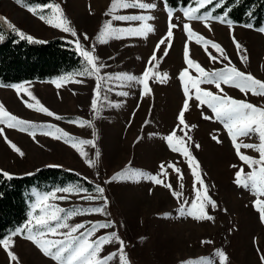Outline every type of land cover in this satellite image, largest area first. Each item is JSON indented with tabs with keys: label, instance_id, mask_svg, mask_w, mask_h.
<instances>
[{
	"label": "rangeland",
	"instance_id": "374dc122",
	"mask_svg": "<svg viewBox=\"0 0 264 264\" xmlns=\"http://www.w3.org/2000/svg\"><path fill=\"white\" fill-rule=\"evenodd\" d=\"M147 2H156L158 5L151 13L156 17L150 22L154 25L155 32L149 34L147 38L109 39L107 43H99L96 38L105 23L111 20V17L105 15L111 0H51L49 3L60 5L86 48L90 50L92 45H96L95 54L100 58V62L106 65L101 75L115 78L124 74L142 76L149 66L148 60L157 42L166 33L167 15L161 0ZM47 11L50 13V10ZM116 14L141 13L128 9ZM0 17L6 18L15 28L35 39L43 41L52 38L65 41L74 39L70 34L50 27L15 0H0ZM175 17H180L181 22L184 21L179 10L174 13V23L177 22ZM0 24L5 30L11 31L3 21H0ZM112 24L118 28L128 27V24L120 21H112ZM191 27L199 35L219 43L232 64L240 71L251 73L255 78L264 81V32L237 24L230 30L219 23H212V31H209L198 21L191 22ZM85 33L90 38L87 41L82 38ZM233 35L242 48L247 50L248 59L245 63H241L232 41ZM185 40L186 36L182 30L174 29L172 47L155 69L161 75L167 74L168 78L164 83L156 79L150 80L149 96L141 98L140 85L125 86L122 81L115 79L105 81L102 96H107L111 104L101 106L99 117L91 108L96 87L94 78L76 77L83 79L84 82L63 83L59 89L52 81L61 77L50 81L22 82L43 106L59 115L60 120L27 108L23 101L29 98L23 93L21 99L15 90L0 88V104L11 114L38 125H56L77 140H92L95 143L94 148L89 145L81 146L87 153L86 157H81L79 152L62 140L38 134L34 141L27 133L0 125V128H4L3 135H0V169L12 175H23L41 166H60L90 181L102 182L104 196L108 201L106 208L108 215L76 216L68 222L72 225L114 222L115 228L101 230L96 236L116 231L125 242V252L130 264H199L201 258L210 261L211 264H219L218 251H223L227 255V264H264L261 260V256L264 255V223H261L259 213L253 206L256 197L251 191L234 183L235 175L240 168H244L246 173L251 169L236 155L223 125L214 119L202 118V112L212 115L211 110L206 106L198 107V101L195 99L189 102V110L185 113L186 123L189 126H196L189 133L192 139L188 145L192 155L199 162L198 171L204 179L208 194L217 204L215 210L211 206L207 207L208 214L212 215L214 220L197 221L190 216H181L179 210L182 204L169 189L154 185L147 179H139V182H136L137 178L127 177L129 170L156 175L160 172L161 164L167 166L168 162L175 163L183 174V180L178 181L177 174L170 168L167 169L169 175L166 180L175 190L182 191L181 201L187 199L189 205L192 202L194 191L191 171L184 158L172 152L164 140L177 125V117L185 100L183 86L178 78L186 67L183 56ZM163 48L161 45V51L156 53L158 58L162 57ZM189 48L190 57L206 71L221 69L227 64V61L223 64L212 62L205 50L194 42L189 44ZM208 51L216 55L210 47ZM190 74L197 75L194 70ZM221 87L224 91L219 93L220 95L226 94L264 108V96H254L250 92L245 94L238 88L223 84ZM109 88L113 90L109 91ZM201 88L214 94L218 93L214 85L204 84ZM120 92L129 94L121 96L118 94ZM70 120L90 121L91 126L79 127L67 123ZM177 135L182 136L183 133L178 131ZM4 136L24 152L23 157L11 150ZM213 136H217L222 143L213 140ZM243 141L259 142L255 136L251 139L243 138ZM196 145L200 147L197 148ZM96 152L100 154L98 158ZM241 152L259 159V153L251 149H241ZM87 159L94 160L95 165L89 167ZM121 173L125 175L116 180L112 179ZM180 183L184 185L182 190L179 188ZM37 193L35 190L32 191L33 202L30 204L29 213ZM92 194L95 195L94 192ZM62 195L65 194L57 192V196ZM51 203L65 209L74 206H103V200L86 202L78 195H70L66 200H53ZM12 240L14 242L12 251L18 256L20 264H55L31 241L20 235L13 236ZM201 241L211 243L202 244ZM118 248L117 243L105 245L101 255L115 252ZM0 264H12L2 246ZM112 264H118V258Z\"/></svg>",
	"mask_w": 264,
	"mask_h": 264
},
{
	"label": "snow or ice",
	"instance_id": "6c2138e0",
	"mask_svg": "<svg viewBox=\"0 0 264 264\" xmlns=\"http://www.w3.org/2000/svg\"><path fill=\"white\" fill-rule=\"evenodd\" d=\"M15 2L21 7H25L27 11L32 15L37 16L50 27L58 29L63 33L70 34V36L74 38L68 40L67 43L73 45V50L83 61L82 69L72 74H66L60 79L52 81V83L56 84V87L59 89L63 83L84 82L83 79H76V77L94 78L96 80V87L94 89V98L91 101V108L97 117H99L102 105L107 106L111 104V101H108L107 96H102L105 81L115 79L117 81H122L125 86H131L133 84L140 85L141 98L151 94V88L149 85L150 80L156 79L160 83L166 82L168 78L167 74L161 75L156 72L155 69L159 67L160 60L168 55V50L172 47L174 29L179 28L182 30L186 36L183 49L186 67L180 72L178 78L183 86L185 100L183 102L182 110L177 117V125L173 128L170 134L164 137V140L171 151L178 153L187 163L193 177L194 197L190 205L187 199L181 201L183 195L182 191L175 190L173 185L167 182L166 178L169 175L167 169L169 168L177 174L178 181L183 180V174L180 168L172 162H168L167 166L161 164L160 172L156 175H146L137 172L136 170H129L127 177L128 179L137 178L136 182H139V179H147L154 185H161L164 188L169 189L171 194L182 204L179 210L181 216H190L197 221L214 220V217L208 214L207 207L211 206V208L215 210L217 204L208 194L204 179L198 171L200 168L199 162L192 155L188 145V142L192 139L189 133L192 128L196 126H189L186 123L185 113L189 110V102L195 99L198 101V107L206 106L211 110L212 115H206L202 112V118L204 120L214 119L223 125V128L226 130L231 140L236 155L243 164L251 169L250 172L246 173L244 168H240L235 175L234 183L239 187L251 191L256 197L253 201V206L259 213L261 223H264V199H261L264 197V108L257 107L242 100L234 99L226 94H219L224 91L221 87L223 84L229 87L238 88L245 94L250 92L254 96H264V81L255 78L251 73L246 74L245 72L240 71L232 64L231 59L219 43L199 35L191 27V22L198 21L209 31H212V23H219L227 26L230 30H233L234 21L229 17L232 8L225 7L228 0H189L187 5L182 7H174L169 4V0H161L163 9L167 15V30L157 42L153 53L148 60L149 66L146 67L140 77L124 74L122 76H116L115 78L109 75H101L102 69H104L106 65L101 63L100 58L95 54L96 45H92L90 50L85 47L76 30L71 27V21L64 15L59 4L46 3L29 6L24 3V0H15ZM157 7L158 5L156 2H147V0H111L109 8L105 12V15L111 17V20L105 23L96 38L97 41L99 43H107L109 39L147 38L149 34L155 32V27L150 22L156 19L155 15L151 13L154 12ZM221 8L224 10L217 13V10ZM128 9L138 10L141 14H116L121 10ZM47 10H50V13ZM177 10L182 13L184 18L183 22L180 21V17H175L177 22H173L174 13ZM0 21H3V23L7 25V28L15 33L19 41H26L29 44L47 43L46 41L35 39L33 36L15 28V26L4 17H0ZM112 21L124 22L128 24V27H114ZM245 26L252 27L251 25ZM258 31L264 32V28L258 29ZM82 38L84 41L90 39L86 33L83 34ZM4 39V35L0 33V43H3ZM232 41L237 49L238 55L240 56L241 63H245L248 59L247 50L242 48L234 35L232 36ZM192 42L196 45H200L212 62L223 64L224 61H227V64L221 69L206 71L199 63L195 62L190 57L189 44ZM161 45L164 46L162 50L163 55L158 58L156 53L161 51ZM209 47L214 50L216 55H213L212 52L208 51ZM193 70L197 73L196 76L190 74ZM204 84L214 85L218 90V93L214 94L211 91L201 88V85ZM3 87L15 90L18 96H21L22 93L28 96L29 99L23 101L27 108L43 113L55 120L61 119L59 115L43 106L28 90L25 84H0V88ZM108 90L112 91L113 89L109 88ZM118 94L121 96H127L129 93L120 92ZM21 99H23L22 96ZM67 123L76 124L79 127L91 126L90 121L83 120H70L67 121ZM0 125L27 133L34 141L38 134L50 136L54 140H62L64 143L69 144L79 152L81 157L87 156V153L82 150L81 146L89 145L93 148L95 147L94 141L77 140L56 125H38L20 119L11 114L2 104H0ZM178 131L183 133V135H177ZM3 133L4 128H0V135H3ZM93 134L95 135V133ZM253 136L258 139V143H245L243 141V138L251 139ZM4 139L13 152L17 153L20 157L24 156V152L15 143L11 142L7 136H4ZM212 139L217 143H222L217 136H213ZM196 147L199 148L200 146L196 145ZM241 149H251L259 153V159L242 153ZM95 155L98 158L100 154L99 152H96ZM86 163L89 167L95 165V161L92 159H87ZM233 167L236 166L233 165ZM123 175L125 174H118L112 179H119ZM0 177H3V179L7 181L13 179V175L3 169H0ZM109 182L111 181H106V183ZM183 187V183H180L179 188L182 190ZM93 191L95 195H93L88 188L76 184L58 188L50 193L35 194V201L31 205V211L27 223L23 227L16 229L8 238L0 239V246H2L3 250L7 253L10 262H12V264H20L18 256L12 251V247L14 246L12 237L20 235L24 239L31 241L45 257L50 258L55 264H112L117 258L118 264H130L125 252V242L120 238L116 231L105 233L98 237L96 236V233L101 230L115 228L116 225L114 222L105 221L91 222L90 224H69L68 221L76 216L96 214L104 216L108 215L106 212L108 201L104 196V188L97 185ZM57 192L65 195L57 196ZM70 195H78L81 200L86 202L103 200V206H74L65 209L51 203V201L57 199L66 200ZM93 237L96 238L93 239ZM113 243L119 244L118 250L102 256L101 253L104 250V246ZM201 243L209 244L211 241H201ZM217 256L219 264H227L228 257L223 251H218ZM261 260L264 261V255L261 256ZM199 264H211V262L205 261L204 258H201Z\"/></svg>",
	"mask_w": 264,
	"mask_h": 264
},
{
	"label": "trees",
	"instance_id": "16d2710c",
	"mask_svg": "<svg viewBox=\"0 0 264 264\" xmlns=\"http://www.w3.org/2000/svg\"><path fill=\"white\" fill-rule=\"evenodd\" d=\"M51 0H24L25 4H46ZM189 0H169L174 7L187 5ZM230 19L234 24L251 25L252 29L264 26V0H228ZM206 10V9H205ZM224 9H218L217 13ZM215 14V13H214ZM5 37L0 43V84H19L27 81H50L82 69L83 61L67 41L52 38L45 44L19 41L14 32L0 24ZM80 184L94 192L93 182L82 175L60 166H41L23 175H13L11 181L0 177V239L28 221L32 191L49 193L68 185Z\"/></svg>",
	"mask_w": 264,
	"mask_h": 264
},
{
	"label": "crops",
	"instance_id": "0c3cea01",
	"mask_svg": "<svg viewBox=\"0 0 264 264\" xmlns=\"http://www.w3.org/2000/svg\"><path fill=\"white\" fill-rule=\"evenodd\" d=\"M161 12V11H160ZM160 14H162V13H160ZM161 17H162V15H161Z\"/></svg>",
	"mask_w": 264,
	"mask_h": 264
},
{
	"label": "bare ground",
	"instance_id": "6f19581e",
	"mask_svg": "<svg viewBox=\"0 0 264 264\" xmlns=\"http://www.w3.org/2000/svg\"><path fill=\"white\" fill-rule=\"evenodd\" d=\"M159 17H160V14H159Z\"/></svg>",
	"mask_w": 264,
	"mask_h": 264
}]
</instances>
